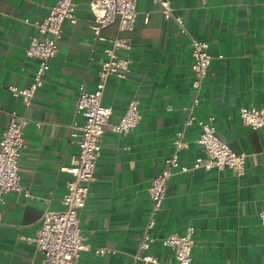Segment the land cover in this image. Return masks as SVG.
Masks as SVG:
<instances>
[{"label":"crops","instance_id":"crops-1","mask_svg":"<svg viewBox=\"0 0 264 264\" xmlns=\"http://www.w3.org/2000/svg\"><path fill=\"white\" fill-rule=\"evenodd\" d=\"M90 0H75L77 22L65 20L58 50L49 60L43 82L24 105L9 84L34 80L37 59L25 54L33 21L48 13L54 0H0V133L8 111L24 114L25 147L19 173L29 194L11 191L0 205V264H40L43 254L33 237L44 209H61L70 174L63 168L78 153L73 125L84 117L76 111L80 84L92 89L98 80L103 48L116 35L128 38L130 57L124 77L109 74L102 103L111 106L104 126L101 153L78 210L89 249L78 264H143L135 253L150 252L174 264L173 250L160 239L193 226L192 264H264V130L242 122V106L264 108V0H169L166 17L157 0H138L134 27L119 31L117 21L93 40ZM173 16L183 19L182 27ZM208 42L209 73L200 88L191 83V38ZM197 103L194 104V98ZM138 101L140 118L127 131L111 128L129 101ZM214 116L217 135L237 153H245V169L193 167L169 177L166 197L146 232L151 206L150 180L174 150L182 131L180 164L192 165L205 151L189 115ZM144 233L153 239L138 243ZM105 247V252L96 249ZM155 264V263H147Z\"/></svg>","mask_w":264,"mask_h":264},{"label":"built area","instance_id":"built-area-1","mask_svg":"<svg viewBox=\"0 0 264 264\" xmlns=\"http://www.w3.org/2000/svg\"><path fill=\"white\" fill-rule=\"evenodd\" d=\"M137 1L90 0L88 6L92 13V21L89 23V28L92 39L95 41L105 39L101 29L115 20L119 31L133 29ZM157 1L165 16H172L169 0ZM206 1L202 0L203 3ZM173 17L181 25L182 31H185L182 26L183 19L180 16ZM65 20L71 24L77 22L75 0H54L46 16L32 22L37 33L30 36L24 51L27 56L37 59L34 80L27 86L16 84L7 86L13 95L21 97L24 105L31 103L36 90L43 82V75L49 68V60L58 50ZM128 48L127 37L116 35L110 38L109 44L103 48L105 58L100 62L95 86L86 89L83 83L79 85L76 111L84 117V121L80 125H73L72 128L78 153L72 163L63 168L70 174L61 199L63 207L61 209L46 207L36 234L28 237V240L35 242L37 250L43 254L40 264H78L80 252L90 247L87 242L88 237L82 232L79 224L78 210L88 195L96 160L101 153L104 126L112 111L110 105L102 103L105 81L109 74L124 77L131 59L128 56H120L119 50ZM191 56L190 66L194 73L191 86L198 90L209 73L211 55L208 52V42L204 39L191 38ZM193 102L197 103V97ZM239 116L244 124L264 130V108L242 106L239 108ZM139 118L138 101L132 99L120 119L111 124V128L118 132L127 131L138 122ZM26 122L27 118L24 114L10 110L7 122L0 133V205L5 202L6 195L11 191L29 194L19 173V161L25 147L23 127ZM194 122L199 128L196 141L203 146L205 156L196 157L190 166L180 164L178 151L184 146V142L183 132H177L173 141V152L164 159L161 171L150 180L148 193L151 206L145 224L146 232L154 226L156 213L166 197L168 180L173 174L172 168L178 172L199 166L206 170L230 168L237 174L244 172L245 153L235 152L227 141L217 135L214 116L198 119L191 114L186 119L185 125ZM259 219L264 224V209L259 211ZM193 230V226H188L183 232L173 231L160 239L163 245L172 248L174 264H192ZM152 239L148 233H144L138 247L147 248ZM96 250L105 252L106 248L99 247ZM133 257L141 260L143 264H172L170 261L160 262L157 255L150 252L135 253Z\"/></svg>","mask_w":264,"mask_h":264}]
</instances>
